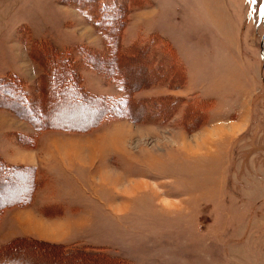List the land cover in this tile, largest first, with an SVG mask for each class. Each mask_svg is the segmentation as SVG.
<instances>
[{"label":"rangeland","instance_id":"obj_1","mask_svg":"<svg viewBox=\"0 0 264 264\" xmlns=\"http://www.w3.org/2000/svg\"><path fill=\"white\" fill-rule=\"evenodd\" d=\"M0 81V264H264V0H0Z\"/></svg>","mask_w":264,"mask_h":264},{"label":"trees","instance_id":"obj_2","mask_svg":"<svg viewBox=\"0 0 264 264\" xmlns=\"http://www.w3.org/2000/svg\"><path fill=\"white\" fill-rule=\"evenodd\" d=\"M124 50L126 52L127 51H131V49H124ZM171 52L173 54V51H171ZM173 55H171V58H173ZM175 55H174V57L176 58L177 55L176 56ZM54 63H61V60H59V59L55 60ZM105 73H107V72L105 71ZM108 75H112V74H108ZM132 87H134V86H132ZM121 88H122V91H123V95L119 99H115L113 96L92 95V94H89L87 92V94L92 98V100H94L93 101V105L96 106L97 111H98V115L104 114L106 109H107L108 115L111 116V115L115 114L113 112L112 108H117V111H118V106L119 105L122 106V107H125V106L127 107L133 101H135V102L139 101V100H134V98H133V93L132 92H133V89L135 87L134 88L129 87L127 85V82L124 80V81H122V87ZM92 96H94V97H92ZM138 99H140V98H138ZM100 100H102V101H100ZM24 239H26V238L18 237V238H15V240H13V241H11L9 243H6V244H2V245L3 246H7L8 244H12V243L17 242V241H24ZM27 240H28V242H26V245H27L26 247L29 248V245L31 244V242L34 243L35 240L31 239V238H28ZM39 241L40 242H38V244L43 246L44 249H46V248L49 249L51 254L54 255L55 253L58 252L57 254L60 255L59 257L63 256L65 258H70V259H75V260H84V261L92 260V258H95V260L100 258V260H101V259H106V257H108L107 254L102 252L99 248L92 249V250H96V251H92V250L90 251V250H86L84 246H80L78 248H66V247H64L62 245H59V244H50L51 242L50 243L49 242L43 243L41 240H39ZM1 246H0V248H2ZM21 246H23V245H21ZM30 248L32 250H34L33 246L30 247ZM78 264H81V263L79 262Z\"/></svg>","mask_w":264,"mask_h":264},{"label":"crops","instance_id":"obj_3","mask_svg":"<svg viewBox=\"0 0 264 264\" xmlns=\"http://www.w3.org/2000/svg\"><path fill=\"white\" fill-rule=\"evenodd\" d=\"M75 156V155H74ZM53 203H55V200H54V202ZM54 210V209H53ZM41 212H50V211H47V210H45V211H42V209H41ZM42 218H45V220H48V218H46V217H42ZM42 220V219H41ZM52 223V222H51ZM27 234H29V235H32V236H34V237H36V235L35 234H31L30 232L29 233H27ZM23 234H21V236H22ZM18 236H20V235H18ZM49 241V240H48ZM53 242H55V241H53ZM2 244V243H1ZM0 244V245H1Z\"/></svg>","mask_w":264,"mask_h":264},{"label":"snow or ice","instance_id":"obj_4","mask_svg":"<svg viewBox=\"0 0 264 264\" xmlns=\"http://www.w3.org/2000/svg\"><path fill=\"white\" fill-rule=\"evenodd\" d=\"M254 2H255V0H254Z\"/></svg>","mask_w":264,"mask_h":264}]
</instances>
